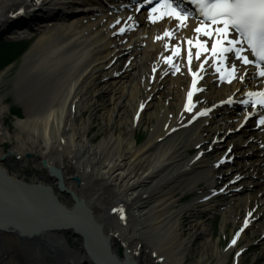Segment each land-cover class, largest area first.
I'll return each mask as SVG.
<instances>
[{"label": "bare ground", "instance_id": "obj_1", "mask_svg": "<svg viewBox=\"0 0 264 264\" xmlns=\"http://www.w3.org/2000/svg\"><path fill=\"white\" fill-rule=\"evenodd\" d=\"M61 2L64 0H40L39 4L34 0H0V27L10 23L12 15L21 9L26 21L21 20L13 31L10 29L1 37L35 38L33 46L14 65L18 68L13 75V88L24 111L22 117H14L13 136L3 122L8 107L0 96V143L5 139L13 141L15 146L10 152L22 161L27 153L36 155L42 165L46 164L45 170L55 183L54 176H62L63 185L79 202L68 205L61 202L51 184H34L11 174L0 155V170L11 178L12 187L17 190L16 194L0 177V207L15 209L16 214L21 210L11 215L12 223L0 219V253L4 249L8 254L6 260L0 254V264H52L47 259L54 261L57 253L60 264H102L88 237H83L84 247L80 250L68 248L62 241L64 229L52 228L60 217L75 219L84 228L91 227L87 220L93 221L101 228V238L119 264H138L135 257L141 254L142 245L150 248L161 264H184L188 246L180 233L182 214L196 208L210 213L220 207L212 201L216 195L211 189L191 203L177 205L181 200L177 194L185 189L193 190L202 181L210 188L219 183L220 176L215 178L213 172L215 165L223 164L224 156L220 154L214 160L202 159L198 153L189 156L190 151L206 142L204 130L206 136L216 140L214 155L231 147V154L236 156L230 170L234 177L244 178L240 182L243 189L230 196L234 202L240 200L243 204L241 219L249 206H257L254 215L261 214L259 221L263 220L264 226V127L252 119L250 127L236 130L249 110L240 103L246 99L245 91L264 85L250 78L243 83L239 79L222 82L213 68L212 57L205 61V56H201L197 60L192 49V72L204 63L201 73L204 78L193 97L205 89L204 97L212 104L241 107V111L237 108L213 111L193 121L200 109L193 105L188 111L184 107L192 82L186 58L188 45L181 44L180 56L173 57L179 71L163 57L172 55L171 47H164L165 42L175 44L198 35L194 32L197 22L190 18L187 26L179 30L169 20L154 25L143 22L140 36L130 33L133 19L128 20L131 15L120 6L131 5L132 0H113L104 4L105 13L87 12L69 19L55 17L62 14L58 8ZM22 23L25 26H20ZM120 27H125L124 33L118 31ZM165 29L173 31L175 42L173 38L156 39L163 36ZM199 38L205 39L202 35ZM122 60L125 68L117 72ZM152 69L157 70L153 80L144 83L145 74ZM104 97L107 125L114 114L119 123H124L127 107L135 124L144 116L157 118L144 143L136 144L133 129L127 131L125 138L116 130L97 142L95 137H89L90 129L82 125V116L91 108L92 99L101 101ZM229 97L232 103H228ZM169 105L177 107L175 114ZM139 108L140 116L136 114ZM228 130L235 134L225 138ZM64 157L73 164L76 174L73 179H79L75 182L80 185L69 182ZM252 185L256 188L254 195ZM235 187L227 189L232 191ZM51 193L68 213L61 214L55 208ZM24 209L26 212L22 214ZM107 227H112V231H107ZM198 227L204 231L196 222L191 225V232ZM111 237L120 241L125 250L123 257L111 249ZM233 241L214 264H227L230 250L238 245L237 238ZM231 264H241V260L236 258Z\"/></svg>", "mask_w": 264, "mask_h": 264}, {"label": "rangeland", "instance_id": "obj_2", "mask_svg": "<svg viewBox=\"0 0 264 264\" xmlns=\"http://www.w3.org/2000/svg\"><path fill=\"white\" fill-rule=\"evenodd\" d=\"M2 42V41H0ZM33 41L21 43L17 41H4L3 45L6 49L10 50L12 53L17 55H22L23 51H26L33 46ZM30 46V47H29ZM25 51V52H26ZM18 62L14 61L12 65L6 68L0 69V96L2 98L3 104L7 105V111L4 114V124L8 128V131L11 133V136L15 134V128L12 126L14 117H22L23 111L22 106L19 104L18 99L15 95L16 89L13 88V75L16 72L15 70L18 67H14ZM123 61L118 65L117 70L120 71ZM101 78V77H100ZM146 78V77H145ZM101 79L97 80L99 82ZM32 86V85H31ZM91 108H89L85 114H83L81 123L83 126H88L90 129L89 137H95V142L100 141L101 139L107 138L111 133L116 130L120 132L122 138L126 137L127 131L133 129V117L129 107L125 109L123 116L126 121L124 123H119L120 121L112 115L110 122L107 123V119L104 117L107 98L104 97L101 101H95L92 99ZM19 104V105H18ZM155 110V107L154 109ZM176 107L172 109V112H175ZM15 115V116H14ZM124 119V120H125ZM156 117H146L144 116L136 125L134 129V138L136 144H142L148 139L150 130L156 123ZM90 124V125H88ZM106 124V125H105ZM81 131V127H78ZM204 135V133H203ZM146 137V138H145ZM142 140V141H141ZM15 146L13 141L5 139L3 143H0V155L3 165L9 170L11 174L19 176V178L24 179L27 182L34 184H42L43 186L50 185L54 187L55 193L59 196L61 202H66L68 205H71V201L68 196L65 194H60L57 191V185L52 179V177L45 170V165L41 164L37 159L36 155L31 154V158H25L23 161L19 159L18 156L11 154L10 149ZM65 163V174L68 178H71L69 182L71 184L78 186L73 179L75 174V168L68 158L64 157ZM76 175V174H75ZM79 180V179H78ZM208 187L207 183H199L198 188L193 190L185 189L184 193H178L177 198L181 200L177 203L178 207L183 206L184 204L191 203L196 197L202 195L201 192L206 191ZM217 189V187L215 188ZM252 194H255L253 190ZM219 204H223L225 207L220 206L217 209V213L211 211V213H200L199 209L193 211H184L180 221V233L181 238L184 239L187 243V254L184 264H214L220 258V254L223 253L226 249L225 243L231 236V232L240 225L239 218L243 214V204L241 201L232 204L230 200L225 198H218ZM250 208V206H249ZM204 212V211H203ZM218 214V215H216ZM198 223V226H202L204 231L199 230V227L196 231L191 232V225ZM263 221L256 223L251 230H249L243 239L240 242V248L245 246H250V250L245 253L241 259V264H264V227L262 226ZM112 231V227H107V231ZM202 233V234H201ZM211 234V235H210ZM111 249L120 257H123L125 250L123 249L120 241L116 238L111 237ZM224 239V242H223ZM63 242H66V245L71 250H80L85 242L80 236L71 237L70 235H65ZM188 241L189 244H188ZM23 244H28V242L21 241ZM30 250V248H29ZM29 250H25L29 252ZM5 260L8 257V254L3 249L0 253ZM208 254V255H207ZM51 257V256H48ZM60 254L55 255L54 261H47L52 264H60ZM232 255L229 254L227 264L231 263ZM138 264H161L158 259L154 257L151 253L150 248L145 245H142L141 254L135 257ZM58 261V262H57ZM45 264H48L44 262Z\"/></svg>", "mask_w": 264, "mask_h": 264}, {"label": "snow or ice", "instance_id": "obj_3", "mask_svg": "<svg viewBox=\"0 0 264 264\" xmlns=\"http://www.w3.org/2000/svg\"><path fill=\"white\" fill-rule=\"evenodd\" d=\"M34 2L39 4L40 0H34ZM151 3L152 0H144V4ZM187 3L194 6L195 12L186 7L183 0H158L154 7L148 9L147 16V19L152 22L164 17L174 18L177 21V30L187 26L186 21L189 17H194L198 21L194 28V32L198 34L195 38L178 40L175 44L165 42L164 45L166 49L171 47L172 55L165 56L163 59L176 71H179V66L173 62V57L180 56L181 44L188 45V70L193 79L192 90L187 93L189 102L184 107L188 111L192 110L193 92L199 90L196 87L197 73L192 72L191 69L193 47L196 49L197 60L202 54L212 57L215 71L219 73V79L222 82L231 83L234 79H239L243 83L246 78H250L253 82L264 85V0H187ZM136 10L140 11V8ZM20 11L23 12L24 9ZM132 19V16L128 17V20ZM116 23L120 21L117 20ZM118 31L124 33L125 27H120ZM200 35L208 39L202 40L199 38ZM173 36L172 30L165 29L163 36H157L156 39L167 38L170 41ZM208 55H205V61ZM203 69L202 62L199 70ZM238 72H240L239 76H237ZM244 95L246 99L241 100L240 103L249 109L245 120L255 111L259 115L256 123L264 125V86L247 90ZM228 103H232V97H229ZM206 111L197 112L195 115L206 114Z\"/></svg>", "mask_w": 264, "mask_h": 264}, {"label": "water", "instance_id": "obj_4", "mask_svg": "<svg viewBox=\"0 0 264 264\" xmlns=\"http://www.w3.org/2000/svg\"><path fill=\"white\" fill-rule=\"evenodd\" d=\"M30 157H32L31 154L26 155V158H30ZM3 160L4 159H1V161H3ZM0 177H1L2 181L5 184H7L10 188H12L17 194V190L14 187H12V180L10 179V177H8L1 170H0ZM56 180H57V185H58V191L60 193L63 192L67 196H69L71 198L72 202L78 203L79 202L78 197L74 193H71L69 190H67L65 185H63L62 176L57 174ZM50 197L53 201L55 208H57V210L61 214L68 213V210L65 207H62L58 203L56 197H54L52 194L50 195ZM14 210L15 209H11L8 207L7 208L0 207V219H2L3 221H6V222L12 223L13 221H12L11 215H17L21 212V210H20L19 213L16 214ZM25 210L26 209H24L22 211V214H25V212H26ZM49 223H50V220H49ZM87 223H90L91 227L86 225V227L84 228V227H82V225L77 223L75 219L70 220V219H67L65 217H60V218H57V220H55V224H52L54 226L52 228L73 229V231H76V232L82 234L83 236L88 237V239L91 240L92 245L94 246L95 250L97 251L99 259H100V261H102V264H119L117 262V260H115L114 257L110 254L109 250H107V242L101 238V234H100L101 228L96 226L95 223L91 220H87Z\"/></svg>", "mask_w": 264, "mask_h": 264}, {"label": "trees", "instance_id": "obj_5", "mask_svg": "<svg viewBox=\"0 0 264 264\" xmlns=\"http://www.w3.org/2000/svg\"><path fill=\"white\" fill-rule=\"evenodd\" d=\"M8 52L10 51L0 46V68L11 61L12 55L10 56Z\"/></svg>", "mask_w": 264, "mask_h": 264}]
</instances>
